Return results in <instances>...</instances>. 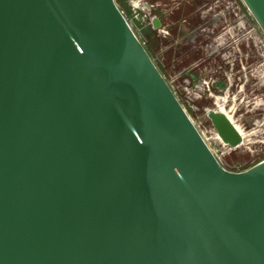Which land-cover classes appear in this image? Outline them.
I'll list each match as a JSON object with an SVG mask.
<instances>
[{
    "label": "water",
    "instance_id": "95a60500",
    "mask_svg": "<svg viewBox=\"0 0 264 264\" xmlns=\"http://www.w3.org/2000/svg\"><path fill=\"white\" fill-rule=\"evenodd\" d=\"M0 264H264V159L219 162L115 0H0Z\"/></svg>",
    "mask_w": 264,
    "mask_h": 264
},
{
    "label": "rangeland",
    "instance_id": "374dc122",
    "mask_svg": "<svg viewBox=\"0 0 264 264\" xmlns=\"http://www.w3.org/2000/svg\"><path fill=\"white\" fill-rule=\"evenodd\" d=\"M167 1L169 3L164 2L166 3V5L162 3V6H157L156 4L158 3V0H143V2H146L149 7L150 5H153V7H150L153 12H158L161 7L163 9H166L165 11H163L162 9L161 14L163 15L168 14L170 11H179L178 9H180L181 16L178 20L179 23H184L182 20H187L189 16L191 17V19H194L192 18V16H194V12L189 11V2H185L182 5H177L176 2L178 0ZM115 2L125 14V17L130 23L132 29L146 48L153 62L156 64V66L168 82L172 91L180 101L181 105L184 107L187 114L190 116L191 120L194 122L199 131L206 135L210 146L217 151L218 157L219 159H221L222 165L232 171H239L246 169L256 164L257 162L263 160L264 149H261L260 151L257 150L254 152H249L248 149H245L242 146L240 148L230 151L226 150L221 146V144L218 143V140L214 136V128L211 126V123L207 119L204 112L205 106L212 105L217 101L215 97H209L208 93L212 92L215 96H218L219 94L216 92L218 88H210V91L207 90L208 88H202L204 81H208V73L203 69L201 60H199V56H201L200 53H193L191 52L192 50H188L189 55H186L184 53L183 49H185L184 47L186 37H178L177 43H173L174 40H169L170 35L175 32V27L177 26L178 22L175 23L174 19L168 20L166 18L164 19L163 17H161L162 25L159 28L161 30V35H158L156 31L159 29L155 30L151 27L149 23L150 20L148 14L142 12L139 9V13L137 14V16H135V13H133L131 9V4L129 0H115ZM169 4L170 6L168 8ZM240 9L242 23L248 24L252 23V21H256L249 13L248 8L246 7L243 0H240ZM157 12L152 14L158 15ZM225 14L227 15L228 12L225 11ZM200 20L203 19L201 18ZM215 20L218 19L216 18ZM255 24L257 26V35L264 37V33L259 27V25H257L256 22ZM180 31H183L182 33H189V31L191 30L185 26L182 27V29H178V32ZM245 31V29H241V36L245 34ZM160 39H163V43H161ZM245 40L246 39L242 41V50H248V55L246 54L247 57H244L242 59L243 62L240 63L242 66L244 65V69H246L247 71V69H249L252 64L261 60L260 56H255L253 50H250L248 48H251V45L246 46V43L244 44V42H247ZM241 71L242 72H240V75L242 80L249 78V75H251L247 74V72L245 75L243 70ZM261 71V69H258L254 72L251 70V73L254 74L253 78L255 79V88H238L240 91H237V88H233V90H231L232 88H229V92H231V100H229V105L233 107L234 110L237 112L236 115L242 113V115H240V118L241 120H244V122L245 120H247L245 124H248L246 125V128L249 129H251L250 127L252 126L253 121H256L258 119L259 121H261L262 113L264 112V74ZM230 76L231 75L229 73L224 75L220 74V76L214 81H219V85L223 81H226L227 83ZM216 85L217 82L214 83V86ZM246 85H249V81H247ZM220 89L223 90L222 92H224L226 88ZM223 101L224 99H218L217 102L228 105L227 102L225 103V101L224 103H222ZM253 101L256 103L253 104V107L251 108L250 103H252ZM236 115H234V118L238 121ZM254 138L255 136L251 137L248 141H245L250 142Z\"/></svg>",
    "mask_w": 264,
    "mask_h": 264
},
{
    "label": "flooded vegetation",
    "instance_id": "af4514ba",
    "mask_svg": "<svg viewBox=\"0 0 264 264\" xmlns=\"http://www.w3.org/2000/svg\"><path fill=\"white\" fill-rule=\"evenodd\" d=\"M164 2L169 3L167 0H163V1L158 0V3L156 5L162 6V3L166 5V3ZM185 2L190 3L189 11L194 12L193 14L194 16H192V18L194 19H191V17L189 16L187 20H182L184 23H179L178 20H179V17L181 16L180 9H178L179 11H174V12L170 11L168 14L163 15L161 14V11L163 9L161 7L158 10V12L156 11L158 15L152 14V13H156V12H153L152 9H151L150 14L146 13L149 15V20H150L149 23L153 29L157 30L162 25L161 17H163L164 19L166 18L168 20L174 19L175 23L178 22L177 26L175 27V30L177 31L178 29H182V27H185V26L191 30L189 31V33L188 32L182 33L183 31H180V32L175 31L174 33L170 35L169 40H177L179 36H183L185 34L184 35V37H186L185 43L190 44V46L193 48L191 52L200 53L201 56H199V60H201L203 69L208 73L207 75L208 84L207 85L203 84L202 88H208L207 90L209 91H210V88H218V90H216V92L219 94L218 96H215L212 92L208 93V96L212 98L215 97L217 101L218 99H222V100L224 99L225 103L227 102V104L229 105V100H231V97H230L231 92H229V88H232L231 90H233V88H237V91H240L238 88H255L256 86L255 79L253 78L254 74H252L250 70L251 67L247 69L246 71V69L245 70L242 69V65H241V63L243 62L242 59L244 57H247L246 54H248V50H245V51L242 50L243 42L241 43L239 42V46H238L239 50L237 48H234L233 43L224 36L225 21L223 19L225 17H228L229 15L228 14L226 15L224 12L219 14L217 12L219 8L213 9V7H216L213 5V0H178L176 3L177 5H180V4L182 5ZM169 6L170 4L168 5V8ZM165 10L166 9H163V11ZM152 15L158 18L157 20L158 26H156L155 28L152 26V23H151ZM201 18L203 20H200ZM216 18L218 20H215ZM156 32L158 33V35H161L160 29L157 30ZM176 34H178L179 36ZM160 41L161 43H163V39H160ZM248 48L252 50L250 47ZM254 66H252V68ZM241 70H243L245 75H246V72L247 74H251L249 75V78L242 80L241 75H240V72H242ZM228 73L231 76L229 77L227 83L226 81H223L219 85V81H214L220 76V74L224 75ZM247 81H249L248 86L246 85ZM215 82H217L216 86H214ZM220 88H226V89L224 92H222L223 90H221ZM224 101L222 103H224ZM255 103L256 102L254 101L250 103L251 108L253 107V104ZM212 105L205 106V109H204L205 115L210 123L211 121L206 114L207 112L206 110L208 108L216 109L215 103ZM236 113L237 112L234 110V115H236ZM240 115H242V113H239V115H236V118L238 119V121H240L241 124L248 125V124H245L247 120H245V122L244 120H241ZM257 125L263 126V128L260 130V133L263 134L264 133V112L262 113L261 121H259V119L256 121H253L252 126H257ZM211 126L213 127L212 123H211ZM214 131H215V134L217 135L215 129ZM219 139L217 138L218 141ZM224 145H225L224 148L230 151L240 148L239 147L240 145H238L235 148L227 144H224Z\"/></svg>",
    "mask_w": 264,
    "mask_h": 264
},
{
    "label": "built area",
    "instance_id": "2783aa9c",
    "mask_svg": "<svg viewBox=\"0 0 264 264\" xmlns=\"http://www.w3.org/2000/svg\"><path fill=\"white\" fill-rule=\"evenodd\" d=\"M224 1H225V4H224ZM129 2L131 4V9H132L133 13H135V16H137V14L140 11L139 7L142 4L143 0H136V1L129 0ZM213 5L214 6H221V7H213V9L219 8L217 10V12L219 14H221L222 12L225 13V11L228 12L229 16L225 17L223 19L225 21V26L223 25L225 28L224 36L227 39H229L233 43L234 48H237L238 50H239V47H238L239 42L241 43L242 41H244V39H246L245 40V41H247V42H245L246 45L247 46L251 45V49L253 50L254 55L260 56V60H261V61H258L256 63L252 64L250 70H253V72H254L258 69L259 70L261 69L262 70L261 72L264 74V37L257 35L258 34L257 33V26L255 24L256 21L255 22L252 21V23H248V24H246V23L244 24L241 22L240 0H213ZM151 6L152 5H150V7ZM249 13L251 14L250 11H249ZM241 29L246 30L245 34L243 36H241ZM241 38H244V39H241ZM252 66H254V67L252 68ZM242 69H244V65L242 66ZM204 84L207 85L208 81H204ZM250 128H251L250 133H252L250 135L255 136V138L250 142L245 141L244 145H243V140H242V143L240 144L239 147L243 146L245 149H248L249 152H254L257 150L260 151L261 149H264V133L263 134L260 133V130L263 128V126L257 125V126H251ZM246 129H249V128H246ZM200 134L202 135L203 139L205 140V142L207 143V145L209 146V148L211 149L213 154L216 156V158L221 163V159H219L217 151L210 146L208 138L206 137V135H204L202 132H200ZM215 138L219 139L218 135L215 134ZM218 143L221 144V146L223 148L225 147V145L222 142H218ZM251 147H253V148H251Z\"/></svg>",
    "mask_w": 264,
    "mask_h": 264
},
{
    "label": "bare ground",
    "instance_id": "6f19581e",
    "mask_svg": "<svg viewBox=\"0 0 264 264\" xmlns=\"http://www.w3.org/2000/svg\"><path fill=\"white\" fill-rule=\"evenodd\" d=\"M215 107L217 110L224 112L230 118V120L232 121V123L234 124V126L237 128V130L240 132L242 136L243 145L245 144V140L248 141L251 137H253V136H249L250 134H252L250 133V129H246V125L241 124L234 118V108L233 107L228 106L226 104L218 103L217 101L215 102ZM218 142H222V141H220L219 139Z\"/></svg>",
    "mask_w": 264,
    "mask_h": 264
},
{
    "label": "crops",
    "instance_id": "0c3cea01",
    "mask_svg": "<svg viewBox=\"0 0 264 264\" xmlns=\"http://www.w3.org/2000/svg\"><path fill=\"white\" fill-rule=\"evenodd\" d=\"M176 31V30H175ZM178 32V31H177ZM176 35H178V34H176ZM185 35V34H184ZM184 35H183V37H184ZM179 36V35H178ZM180 37V36H179ZM181 38V37H180ZM178 41L177 40H174L173 41V43H177ZM182 43V42H181ZM185 49H183L184 50V53L186 54V55H189V53H188V50H193V48L190 46V44H186L185 43V47H184ZM181 53V52H180Z\"/></svg>",
    "mask_w": 264,
    "mask_h": 264
}]
</instances>
